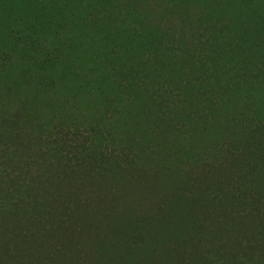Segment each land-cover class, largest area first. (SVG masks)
<instances>
[{
    "label": "trees",
    "instance_id": "obj_1",
    "mask_svg": "<svg viewBox=\"0 0 264 264\" xmlns=\"http://www.w3.org/2000/svg\"><path fill=\"white\" fill-rule=\"evenodd\" d=\"M0 264H264V0H0Z\"/></svg>",
    "mask_w": 264,
    "mask_h": 264
}]
</instances>
